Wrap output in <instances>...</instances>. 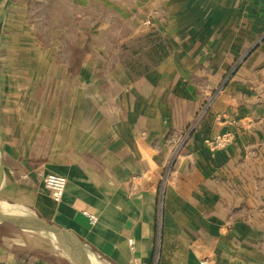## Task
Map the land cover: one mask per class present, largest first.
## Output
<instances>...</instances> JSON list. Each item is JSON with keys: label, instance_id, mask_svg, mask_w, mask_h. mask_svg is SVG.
I'll return each instance as SVG.
<instances>
[{"label": "crops", "instance_id": "obj_1", "mask_svg": "<svg viewBox=\"0 0 264 264\" xmlns=\"http://www.w3.org/2000/svg\"><path fill=\"white\" fill-rule=\"evenodd\" d=\"M168 3L170 20L156 21L163 35L145 32L135 42L149 47L170 39L177 48L162 62L152 61L160 63L142 76L129 69V59L112 65L103 51L96 53L103 59L96 70H110L109 76L89 75L85 63V73L77 78L70 64L48 66L43 77L35 67L26 72L5 60L0 199L34 210L71 234L96 255L97 264H264V156L244 164L257 148L214 151L204 148L198 135V141L184 136L210 87L221 81L216 76L222 77L241 52L245 64L229 73L201 125L208 133L227 119L264 123V78L250 81L246 75L264 73L259 60L264 39L258 41L264 35V0ZM33 47L41 60H54L50 52H38L39 44ZM27 75L34 76L27 80ZM33 80L39 84L36 97H3L14 83L32 85ZM74 81L83 87L73 94ZM40 84L53 96L41 97ZM16 103L31 107L29 116L39 129L27 151L15 136L25 115L22 106L13 108ZM150 124H163L166 138L160 146L145 133ZM258 132L256 146H264V130ZM44 152L49 156L40 158ZM137 172L145 175L142 190L127 194ZM48 173L68 179L60 201L44 185ZM1 228L0 264H55L40 257L38 245L28 244L22 234Z\"/></svg>", "mask_w": 264, "mask_h": 264}, {"label": "rangeland", "instance_id": "obj_2", "mask_svg": "<svg viewBox=\"0 0 264 264\" xmlns=\"http://www.w3.org/2000/svg\"><path fill=\"white\" fill-rule=\"evenodd\" d=\"M169 1L171 0H2L3 30L1 29V34L3 36L2 40H0V69L3 68L5 60H8L11 63L15 62L20 67L23 65L26 67V72L32 71L31 68L35 67L41 71L43 77H47L48 66L61 64L64 68H68V64H70L73 75L77 78L82 73H85L84 64L86 63L89 75L98 76L103 74L109 76L110 70L105 71L104 68L99 71L96 70L103 61L102 58L97 57L99 53L97 55L96 53L103 51L104 54L110 55V60L113 61L112 65L121 59H129L127 60L129 69L133 73L142 76L145 70L146 72L150 71L152 67L171 56L177 48L173 40L170 39L163 40L149 47L147 42L143 45V40L139 43L135 42V38L138 35L141 36V33L163 35L162 29L157 26L156 21L170 20L167 17V13L172 12ZM263 39L264 35L258 40L259 43ZM35 43L41 46L38 52L39 50L48 51L54 60L49 58L41 60L42 57L37 54V49L34 51L35 48L33 46ZM250 50L249 48L248 52ZM243 53H238V56H235L231 62V67L226 70L222 77L221 75L216 76L221 81L214 85L213 88L210 87L209 98L198 108L195 119L186 127L184 136H186L187 141H198L200 138L201 145L210 149L212 148L208 146V141L213 140L214 143H218V148L212 149L214 151L238 150L247 146L257 148L256 152L249 155L244 162V164L246 162L254 164L255 161L259 160L261 154L264 156V146L262 144L256 146L255 143V135L260 134L258 131L264 130V123L259 121L241 122L234 119L229 121L227 119L224 127L215 128V131L210 128L208 133L205 130L206 128L201 125L202 119L213 112L217 101L221 97V93L224 91V84L230 77L229 73L234 72L236 66L238 68V66L241 67L245 64L247 59L244 60ZM259 60L264 61V57ZM152 61L160 62L153 63ZM106 67H111V64ZM248 72L249 74L246 75H248L250 81L264 78V73L256 75L252 74L251 71ZM29 76L33 77L34 75H27V80H30ZM40 86L41 97L49 94H51V97L53 96L52 91L50 92L48 87L44 84H40ZM80 86L83 87V83L73 82V94L75 89H79ZM91 86H93V83H91ZM12 87L13 89L3 95V97L31 98L36 97L39 92L37 89L39 84L34 83V80L32 85L27 83L16 85L14 83ZM87 89H90V81H87ZM206 93L207 91L204 94ZM21 106L27 112L24 110V119L19 118L18 136H15L17 141H24L22 146L27 151L33 138V131L39 129L36 123L31 121V116H29L30 106L16 103L13 108L20 109ZM218 108L219 106L216 109ZM218 116L220 115L218 114ZM161 118H164V115L161 114ZM43 124L47 125L46 122ZM40 131L46 132L47 128ZM197 135L199 136L198 139ZM225 137H227L226 140H224ZM165 138L166 134L163 131V137L160 140H156L155 144L158 145ZM50 148V145H48L44 149ZM44 154L40 158L49 156L47 152H44ZM126 192L129 194L128 189H126ZM25 210L35 213L34 210L29 208ZM0 226L8 229L7 231L10 233L22 234L30 245L35 247L38 245L40 257L54 259L55 264H71L67 261L64 252L50 236L31 228H22L5 221H0ZM74 241L83 252L84 257H93L96 260V255L88 247L81 244L76 238ZM53 255L56 259L53 258Z\"/></svg>", "mask_w": 264, "mask_h": 264}, {"label": "water", "instance_id": "obj_3", "mask_svg": "<svg viewBox=\"0 0 264 264\" xmlns=\"http://www.w3.org/2000/svg\"><path fill=\"white\" fill-rule=\"evenodd\" d=\"M1 1L2 0H0V35L2 29ZM0 212L9 218L4 219L3 221L5 222L13 224H15L14 222H17L26 225L27 228H31L37 232H42L50 236L61 248L65 254V257L67 258V261H69L71 264H83L79 258V254L82 253L81 249L74 241L75 238L65 230L49 223L45 219L34 215L23 208L11 205L2 199H0Z\"/></svg>", "mask_w": 264, "mask_h": 264}, {"label": "built area", "instance_id": "obj_4", "mask_svg": "<svg viewBox=\"0 0 264 264\" xmlns=\"http://www.w3.org/2000/svg\"><path fill=\"white\" fill-rule=\"evenodd\" d=\"M162 127L163 126H161L160 124H155L151 126L148 125L145 128V133L148 134L156 142V140H160L163 137ZM226 139L227 137H225L224 140ZM208 142H209L208 146H210L212 149L215 150V148H218V143L217 144L214 143L213 140ZM144 178L145 175L141 172H137L133 174L132 179L130 181V185L128 187L129 194L134 195L142 189ZM43 182L46 189L53 196V198L60 201L68 185L67 177L58 173H48L44 175ZM85 213L87 216H89V219L91 220L92 223L97 221V217L95 215L89 214L87 212ZM202 264H209V260L203 261Z\"/></svg>", "mask_w": 264, "mask_h": 264}, {"label": "bare ground", "instance_id": "obj_5", "mask_svg": "<svg viewBox=\"0 0 264 264\" xmlns=\"http://www.w3.org/2000/svg\"><path fill=\"white\" fill-rule=\"evenodd\" d=\"M4 219H9V218L5 214H3L2 212H0V221H3ZM14 223L16 225L22 227V228H27L26 225H23V224H20V223H17V222H14ZM82 253L79 254V258H80V260L82 261L83 264H97L98 261H96L93 257H91V258L84 257Z\"/></svg>", "mask_w": 264, "mask_h": 264}, {"label": "trees", "instance_id": "obj_6", "mask_svg": "<svg viewBox=\"0 0 264 264\" xmlns=\"http://www.w3.org/2000/svg\"><path fill=\"white\" fill-rule=\"evenodd\" d=\"M0 229H2L1 226H0ZM64 260L66 261V259H64ZM64 260H63V261H64Z\"/></svg>", "mask_w": 264, "mask_h": 264}]
</instances>
